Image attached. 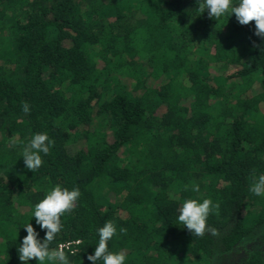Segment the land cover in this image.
Masks as SVG:
<instances>
[{
  "label": "trees",
  "instance_id": "1",
  "mask_svg": "<svg viewBox=\"0 0 264 264\" xmlns=\"http://www.w3.org/2000/svg\"><path fill=\"white\" fill-rule=\"evenodd\" d=\"M200 3L0 0V264H22L23 225L38 228L54 185L81 193L50 244L77 249L70 264H91L109 220L126 264H264V196L249 191L264 175V40ZM41 132L53 145L31 172L21 153ZM204 198L215 235H191L178 209Z\"/></svg>",
  "mask_w": 264,
  "mask_h": 264
},
{
  "label": "clouds",
  "instance_id": "2",
  "mask_svg": "<svg viewBox=\"0 0 264 264\" xmlns=\"http://www.w3.org/2000/svg\"><path fill=\"white\" fill-rule=\"evenodd\" d=\"M199 7L201 12L207 9L209 17L217 20L225 15L229 17L235 14V19L240 25L253 21V34L264 40V0H202ZM21 107L23 112H29L27 103H23ZM52 145L53 140L46 132L33 134L22 149L24 166L31 172L39 169L43 163L42 155H48ZM191 191L199 192V186L193 184ZM249 191L257 197L264 196V175L255 179ZM80 195L79 189L75 187L69 190L54 185L33 206L31 218H35L34 223L38 228H34L29 222L23 225L26 235L21 237L19 244V261L22 264H28L32 259H35L36 264H70L69 256L75 255L77 249L70 248L69 244H58L55 248H50V244L63 228L61 217L72 210ZM217 208L218 205L209 198L185 199L178 209L176 219L191 235L203 236L206 232L215 235V229L207 225V219ZM40 231H43L42 238ZM118 231L123 234L125 229L120 227L118 230L115 222L110 220L95 229L97 241L93 252L87 256L91 264H126L124 252H113L108 248V242L117 237ZM75 243L79 245L80 241ZM65 249L69 251L66 252Z\"/></svg>",
  "mask_w": 264,
  "mask_h": 264
}]
</instances>
